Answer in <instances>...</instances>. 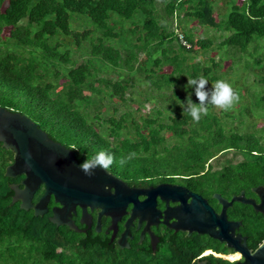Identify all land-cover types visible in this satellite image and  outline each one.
Segmentation results:
<instances>
[{
  "label": "trees",
  "instance_id": "16d2710c",
  "mask_svg": "<svg viewBox=\"0 0 264 264\" xmlns=\"http://www.w3.org/2000/svg\"><path fill=\"white\" fill-rule=\"evenodd\" d=\"M75 15L82 19L81 29L71 27ZM173 17L180 31L172 25ZM188 20L225 31L214 47L220 60L228 51L250 55L252 65H245L263 72L257 81L264 86V0H0V106L28 116L70 148L79 163L100 150L114 153L109 171L127 184L190 175L198 186L214 191L234 184L241 179L234 174L243 172V187L249 189L264 182V126L258 134L227 129L222 115L211 108L197 123L181 107L188 97L183 90L194 92L186 88L188 79L203 75L209 83L217 80L214 70L221 62L213 57L191 61L198 49L212 46V39L194 38ZM250 45L252 51L259 49L258 56L248 51ZM142 52L141 75L134 62ZM125 69L124 78L118 70ZM110 70L118 76L102 74ZM133 80L140 85L138 93L145 92L141 85L149 88L140 106L165 95L172 110L165 113L155 104L149 114L139 115L142 124L130 110L115 116L106 109L103 114L101 99L117 97L125 103ZM89 102L94 105L90 114L85 110ZM254 104L264 112V89ZM243 112L253 117L252 111ZM12 160V150L0 142V264H155L115 250L102 232L79 233L50 222L48 214L36 216L32 209L20 208L11 201L9 183L22 175L4 174ZM42 192L43 186L33 201ZM246 221H253L248 212ZM263 237L260 233L253 246ZM186 250L156 264H190L198 250L184 257Z\"/></svg>",
  "mask_w": 264,
  "mask_h": 264
},
{
  "label": "water",
  "instance_id": "95a60500",
  "mask_svg": "<svg viewBox=\"0 0 264 264\" xmlns=\"http://www.w3.org/2000/svg\"><path fill=\"white\" fill-rule=\"evenodd\" d=\"M0 142L2 146L11 149L13 160L5 167L4 174L8 177H23L17 182L9 183L13 191L12 202L18 201L19 207L25 210L32 209L34 215L43 216L47 211L50 198L58 204L51 208L50 222L55 225H66L78 231L79 229L71 218L76 207L81 208L80 222L89 224L90 214L87 208H97L95 229L100 230L101 216L110 217L108 229L114 227L118 218L126 213L128 203H132L131 216H139L141 220L153 221L158 212L154 209V197L166 200H180L173 216L176 221L170 226L175 230L206 233L210 237L226 242L229 247L238 250L237 237L233 236V229L239 221L226 219L225 209L231 206L234 200L250 204L255 211L264 214V185L251 188L259 201L245 198L243 191L239 196H233L230 201L223 202L219 214L199 195L188 193L183 195L180 186L157 184L154 187L137 188L129 186L118 175L97 168L94 175H85L74 157L70 148L59 141L53 140L37 126L28 116L18 111H11L0 106ZM43 186V192L36 202L33 196L36 190ZM138 195L145 198L138 201ZM190 200L187 201V197ZM218 197V194H214ZM167 212V209H165ZM130 217L127 221L130 220ZM127 221L117 242L120 247L129 246ZM243 260L234 264H264V240L251 251L247 246L242 248ZM200 264H208L205 261Z\"/></svg>",
  "mask_w": 264,
  "mask_h": 264
},
{
  "label": "flooded vegetation",
  "instance_id": "af4514ba",
  "mask_svg": "<svg viewBox=\"0 0 264 264\" xmlns=\"http://www.w3.org/2000/svg\"><path fill=\"white\" fill-rule=\"evenodd\" d=\"M234 176H238L241 179L234 182V184L229 183L214 191H210L206 187L198 186V184L191 179L190 175H175L170 181H157L154 183H138L128 185L134 188L154 187L157 184H166L167 187L180 186L183 188V195L185 197L188 193L197 194L206 201L215 213L219 214L222 209L223 202L225 201L226 203L230 201L233 196H239L241 191H243V196L245 198H252L256 202L259 201L258 196L252 192L251 188L258 185H264V182H259L250 186L249 189H246L243 187L244 173H237L234 174ZM22 177L23 176H21L17 181H19ZM235 186L239 187L235 188ZM214 194H218V197H215ZM144 198L145 195L137 196L138 201H141ZM37 200L33 201L32 199L33 202H36ZM189 200L190 196L187 197V201ZM179 203L180 200H172L168 197H166V200H163L160 195H155L154 209L158 212V215L152 222L141 220L139 216L130 217L133 204L128 203L126 207L127 212L116 220L114 227L111 229H108V226L110 225V217L101 216L99 231L95 229L98 211L97 208L92 210L87 208V212L90 214V221L88 225L80 222L81 208L78 206L76 207L75 212H72L71 218L74 220L75 225L79 229L77 232L84 233L91 231L92 229L99 233L102 232L103 234L109 236L110 242L115 250L126 252L131 256L145 258L147 261L155 264L165 262L172 257L178 258L179 255L181 256L183 249H188L185 253H183L184 257L192 254L195 250H198V253L191 258L190 264H200L202 261H205L208 264H234L235 262L243 260L244 256L242 248L247 246L251 251H253L257 245L264 240L263 237L261 241L256 244V246H253L254 241L258 238L260 233H264V214L259 211H255L250 204L234 200L231 206H228L225 209L227 220L233 222L239 221L237 227L233 229L232 234L234 237H237L238 243L242 246V248L235 250L234 248L229 247L226 242L214 239L206 233L192 231L188 234L187 231L175 230L172 228L170 224L176 221V217L173 216V213ZM54 205L58 204H56L51 197L47 203L48 211L45 214H48V216L51 215V208ZM165 209H167V212H165ZM247 212L252 218L259 221V229L251 225V222L246 221ZM129 217L130 220L127 221ZM126 221L128 228L126 240L129 246L122 248L118 245L117 240L124 230Z\"/></svg>",
  "mask_w": 264,
  "mask_h": 264
},
{
  "label": "rangeland",
  "instance_id": "374dc122",
  "mask_svg": "<svg viewBox=\"0 0 264 264\" xmlns=\"http://www.w3.org/2000/svg\"><path fill=\"white\" fill-rule=\"evenodd\" d=\"M83 22L80 17H77L76 15L72 18L71 20V27L73 29H81ZM174 27H177L175 18L173 17V24ZM186 25L188 27H192V32L194 35V38H206L209 37L212 39V46L210 48H207L206 50L203 49H198V51L193 54L192 62H197V61H208L209 57H213L214 60L219 61L220 60V54L219 50L214 48L215 45L222 39L223 35L225 34V31L214 29L208 26H201L196 23L194 20H188ZM180 31L179 27L176 28V31ZM261 48V47H259ZM230 49V48H229ZM228 49V50H229ZM253 46L250 45L248 47V51H252ZM247 51V52H248ZM254 53V56L259 54L260 51L254 50L252 51ZM232 54V55H231ZM238 53L234 54L232 52L228 51V54L224 55L222 57V60H220V66L215 67L214 73H217L219 75L218 79H225L231 82L236 90L239 93V102L229 111H223L217 108H211L215 113L218 115H222L223 119L226 121L225 128H229L230 126L233 127V129H237L240 132H258L260 127L264 126V119L263 115L264 112H261V110H257L255 108V102L257 99V95L264 89V86H261L262 84L257 81V79L260 77V74H263V72L258 70L257 67L251 68V66H246L245 63L246 61L251 63V60L253 58L248 54H239ZM240 55L241 58H240ZM262 57H264V50L260 54ZM258 56V55H257ZM143 58H144V52L138 54V60L134 62V68L139 69V73L142 75L144 74V71H142L141 65L143 64ZM249 63V64H250ZM252 65V63H251ZM170 66L166 65L164 67V70H169ZM119 73L125 78L128 76L126 73V69L123 70H118ZM103 75L109 76L111 78L117 77V73L113 70L110 71H104L102 72ZM139 75V74H138ZM217 79V80H218ZM216 81V80H215ZM215 81L209 83V88H211L212 83ZM130 83V81H129ZM134 86L132 87L131 85H128V89L126 92V102H122L120 99L117 97L113 98H108L104 96L101 99L102 105L100 107V111L105 114V110L108 109V112L110 114H113L115 116H118L122 111L124 110H130L131 116L134 117L140 124L143 123L142 118L139 116L140 114H149L151 111V108L156 104L158 107H163L165 113H169L174 104H171L172 100L168 96H161L158 98L156 103L152 100H145L143 101V104L140 106L141 100H143V97L145 95L146 90H148L147 85H141L139 88L141 91H145L144 93H138V83L137 81L133 80ZM102 87V85H99ZM137 91V92H136ZM185 91V94L187 96L191 95V99L196 100V96L194 92H190L188 89L183 90ZM89 93V92H86ZM132 97V99H130ZM94 105L93 103H88L86 104L85 110L87 112L92 113ZM116 108V111H113ZM246 109L247 111H252L253 117L245 114L243 111ZM262 113V114H261ZM226 114L230 116H226ZM253 121H255V125H252ZM257 129V130H256ZM259 133V132H258ZM257 133V134H258ZM263 136H264V131H263ZM166 136H169V132H165ZM230 157H233L234 161L241 160V156L239 154L232 156L231 153H229ZM219 157H221L219 155ZM221 159V158H220ZM253 221L251 222V225L254 227H257L258 229L260 228V223L257 219L252 218ZM259 226V227H258Z\"/></svg>",
  "mask_w": 264,
  "mask_h": 264
},
{
  "label": "clouds",
  "instance_id": "9594fccd",
  "mask_svg": "<svg viewBox=\"0 0 264 264\" xmlns=\"http://www.w3.org/2000/svg\"><path fill=\"white\" fill-rule=\"evenodd\" d=\"M209 80L200 75L196 78L188 79L186 88L194 89L198 103H194L191 95L186 98V103H181L184 109L194 122H199L202 117L209 114L210 108H217L223 111L231 110L239 102V93L234 85L225 79H218L212 83L211 88L208 87ZM129 157H121L119 163L123 165ZM116 162L114 153L107 150H100L94 156L87 158L79 165L81 171L92 176L97 168L108 171Z\"/></svg>",
  "mask_w": 264,
  "mask_h": 264
},
{
  "label": "built area",
  "instance_id": "2783aa9c",
  "mask_svg": "<svg viewBox=\"0 0 264 264\" xmlns=\"http://www.w3.org/2000/svg\"><path fill=\"white\" fill-rule=\"evenodd\" d=\"M178 36H179V39H180V41H181L182 44H184V45L187 46V47L190 46L189 42H187V41L183 38L182 34H179Z\"/></svg>",
  "mask_w": 264,
  "mask_h": 264
}]
</instances>
